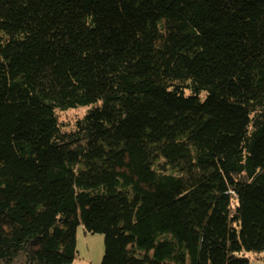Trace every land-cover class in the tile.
<instances>
[{"label":"trees","instance_id":"obj_1","mask_svg":"<svg viewBox=\"0 0 264 264\" xmlns=\"http://www.w3.org/2000/svg\"><path fill=\"white\" fill-rule=\"evenodd\" d=\"M80 224L100 264L264 251V0H0V264Z\"/></svg>","mask_w":264,"mask_h":264},{"label":"rangeland","instance_id":"obj_2","mask_svg":"<svg viewBox=\"0 0 264 264\" xmlns=\"http://www.w3.org/2000/svg\"><path fill=\"white\" fill-rule=\"evenodd\" d=\"M87 107L59 111V118L65 123H74L83 116ZM77 256L71 264H100L105 254V236L102 233L87 232L82 224L77 229ZM249 257L246 264H264V251H245Z\"/></svg>","mask_w":264,"mask_h":264}]
</instances>
